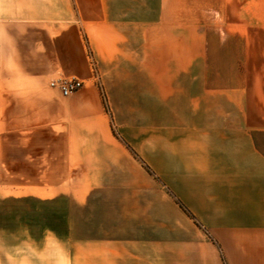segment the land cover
I'll return each instance as SVG.
<instances>
[{"label": "crops", "instance_id": "crops-1", "mask_svg": "<svg viewBox=\"0 0 264 264\" xmlns=\"http://www.w3.org/2000/svg\"><path fill=\"white\" fill-rule=\"evenodd\" d=\"M17 1L60 10L30 26L33 82H85L17 92L21 152L61 180L67 264H264V40L238 29L214 57L135 0Z\"/></svg>", "mask_w": 264, "mask_h": 264}, {"label": "rangeland", "instance_id": "rangeland-1", "mask_svg": "<svg viewBox=\"0 0 264 264\" xmlns=\"http://www.w3.org/2000/svg\"><path fill=\"white\" fill-rule=\"evenodd\" d=\"M70 2L71 10L76 11L75 1ZM134 5L135 10L138 7L140 11L148 10L151 22L160 20L167 36L180 32L188 35L190 27L197 28L199 52L200 44H208L214 57L220 52L218 45L224 39L226 54L238 49L244 41L237 34L233 35L238 29L255 32L256 39L264 40V0H151L148 9L145 0H135ZM53 6L44 2L0 0V264H15L16 254L21 251L34 254V249L41 247L45 239V252L50 257L55 256L58 249L55 238L64 241L68 235L65 198L57 194L52 200L45 199L48 196L45 186L55 187L60 179L48 181L44 176L38 177L40 173L45 175L44 164H38L21 152L30 150V132L17 131L22 118L17 108V92L59 91L51 87L52 82L72 79L52 77L35 84V76L28 75L33 50L30 49V26L47 23L48 17H52L51 11L60 12L57 4ZM173 28L181 31H173ZM248 36L246 34V39ZM95 83L102 90L96 69ZM103 99L106 102L105 96ZM35 140L37 138L33 142ZM20 161L25 164L24 168ZM31 166L35 172H31ZM64 248L67 251V245Z\"/></svg>", "mask_w": 264, "mask_h": 264}, {"label": "clouds", "instance_id": "clouds-1", "mask_svg": "<svg viewBox=\"0 0 264 264\" xmlns=\"http://www.w3.org/2000/svg\"><path fill=\"white\" fill-rule=\"evenodd\" d=\"M55 239L58 246L55 256L50 257L45 252V248L47 247V239H45L41 247L34 249V254H26L24 251L17 253L15 264H67L63 241H60L59 238Z\"/></svg>", "mask_w": 264, "mask_h": 264}, {"label": "built area", "instance_id": "built-area-1", "mask_svg": "<svg viewBox=\"0 0 264 264\" xmlns=\"http://www.w3.org/2000/svg\"><path fill=\"white\" fill-rule=\"evenodd\" d=\"M84 86V82L72 78V79H59L51 83V87L54 89H58L64 96L71 95L78 90L82 89Z\"/></svg>", "mask_w": 264, "mask_h": 264}]
</instances>
